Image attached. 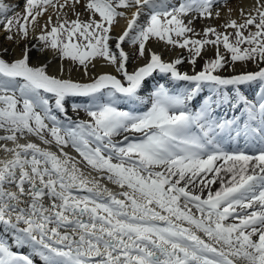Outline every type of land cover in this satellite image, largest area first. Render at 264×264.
I'll list each match as a JSON object with an SVG mask.
<instances>
[{"label":"snow or ice","instance_id":"obj_1","mask_svg":"<svg viewBox=\"0 0 264 264\" xmlns=\"http://www.w3.org/2000/svg\"><path fill=\"white\" fill-rule=\"evenodd\" d=\"M226 4L0 0V264H264V0L197 30Z\"/></svg>","mask_w":264,"mask_h":264},{"label":"bare ground","instance_id":"obj_2","mask_svg":"<svg viewBox=\"0 0 264 264\" xmlns=\"http://www.w3.org/2000/svg\"><path fill=\"white\" fill-rule=\"evenodd\" d=\"M23 0H4V3L8 6H10V8L12 9H15L16 11H19V9L21 8H17L16 6L19 4V5H23ZM254 2V0H236L232 3L229 4L228 6V9H232V17L233 18H238V12L236 11L237 9H239L240 7H244V8H248L251 6V4ZM227 9V8H226ZM227 9V10H228ZM227 10H223V11H220L221 12V19L219 20H212V21H198L197 24H196V27H197V30H201L205 24L207 23H212L213 25L215 26H219L220 24H222L224 22L225 19H227ZM82 11V9H81ZM11 13V11L8 13V15ZM46 18V17H45ZM124 26V21L121 20L120 22V25H118L115 30H114V35L115 34H118L122 28ZM223 30V29H221ZM231 31V30H229ZM2 38H3V33L0 32V43H4L2 41ZM8 47H12L11 45H7ZM154 47V49L158 52H162L163 54V58L164 59H170V58H173L175 55L179 54L180 53V50H175L174 52H168L167 50H165V47L164 45L161 43V44H153L152 45ZM207 53L211 54L212 52L211 51H208ZM59 61H53V64H52V70L55 71L57 65H58ZM139 63H143V61H139ZM244 64H240V63H237L236 66H235V71L236 72H242V71H248V70H254L255 66H247V67H244L243 66ZM135 64H132L130 65V70H131V67H134ZM181 70L182 71H186V72H189L191 74V72L193 71V69H191V67L189 66V64H184V65H181ZM197 70V69H196ZM96 71L98 72H101V71H111V69H104V68H100L99 66L97 67ZM198 71V70H197ZM224 75H231L233 74V71H232V68L231 66L225 70L223 72ZM74 78H80V74L79 73H74ZM69 151L71 152V149H69ZM72 155H75V153H71ZM2 155V154H0ZM109 187H113L111 185H109ZM113 190H117L115 188H113Z\"/></svg>","mask_w":264,"mask_h":264},{"label":"rangeland","instance_id":"obj_3","mask_svg":"<svg viewBox=\"0 0 264 264\" xmlns=\"http://www.w3.org/2000/svg\"><path fill=\"white\" fill-rule=\"evenodd\" d=\"M234 1H236V0H227V4L225 5V6H223V7H221V6H218L215 10L216 11H223V10H227L228 9V6H229V4L230 3H232V2H234ZM22 2H24V0L22 1ZM224 3V0H221V4H223ZM227 8V9H226ZM19 11H22V7H21V9H19ZM12 15V12L9 14V16H11ZM85 19H86V17H84ZM2 41L4 42V39L2 38ZM4 43H6V42H4ZM223 51V50H222ZM185 56L187 55V53H183ZM205 55H207V56H211L212 55V53L211 54H209V53H206ZM203 60H198V63H197V70H199V65H201V64H203ZM186 64H188L187 62H186ZM189 66L191 67V69H192V66L189 64ZM244 67H247V66H255L254 64H252V63H248V64H244L243 65ZM230 67V66H229ZM228 67V68H229ZM228 68H226L225 70H227ZM224 70V71H225ZM81 117H84V114L83 113H81Z\"/></svg>","mask_w":264,"mask_h":264}]
</instances>
